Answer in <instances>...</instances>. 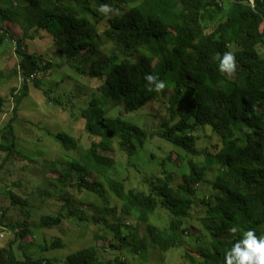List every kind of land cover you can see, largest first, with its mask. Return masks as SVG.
<instances>
[{
	"label": "trees",
	"instance_id": "16d2710c",
	"mask_svg": "<svg viewBox=\"0 0 264 264\" xmlns=\"http://www.w3.org/2000/svg\"><path fill=\"white\" fill-rule=\"evenodd\" d=\"M3 1L0 27L6 31L2 20L17 25L14 38L19 67L13 68V74L21 78L17 89L10 88L12 115L0 132L3 160H8L14 150L12 125L18 103L28 94L30 85L40 87L36 78L41 70V56L25 49L34 33L40 29L49 32L57 50L82 73L78 63L82 50L87 51L89 58L97 56L103 43L101 36L113 38L114 49L85 72L103 79L105 86L100 96H92L79 110L84 130L96 141H91L80 158L68 160L64 171L77 176L70 186L103 198L106 184L127 219L146 222V232L124 233L119 223L109 225L101 215L93 218L100 222V229H110L104 248L119 251L106 261L94 245L68 254L63 261L33 257L24 246L20 255L10 246H0V264H123L121 257L125 251L143 255L149 248L166 252L181 245L184 235L196 227L195 221L207 230L210 248L200 249L198 259H191V264H223L225 253L243 231L251 229L257 237H264V54L259 49L264 46V0H95L98 8L108 4L119 9V13L107 17L103 30L99 22L104 15L97 19L89 0ZM231 45H236L232 53L237 67L233 75L227 76L218 71L214 57L222 56ZM108 64L110 67L104 72ZM49 66L50 62L46 63L43 71ZM146 74L163 80L165 89L149 92ZM167 88L180 97H188V109H175L179 99L170 100L169 120L153 132L105 113L108 100L123 105L124 111H135L164 94ZM50 92L43 90L49 102L63 104ZM4 102L0 94V110ZM204 125L220 137L216 151L195 149L192 132ZM156 134L187 154L201 155L204 161H187L188 174L179 184V192L174 193L161 176H155L144 192L126 188L122 180L108 175L113 160L104 151L112 150L118 143L127 156H132L148 137ZM54 135L64 148L77 146L75 138L65 131H56ZM6 136L11 138L9 145L4 144ZM205 161L215 165L213 179L206 182L211 192L199 199L198 207H191L196 184L207 173ZM58 179L65 181L66 177L59 175ZM64 193L62 208L67 211L42 216V226L52 227L65 218L81 222L91 219L81 205L72 201L67 190ZM0 209V223H4L5 210L2 206ZM155 209L157 219L149 222ZM163 211L167 217L161 216ZM185 220H191L192 227H184ZM16 225L19 235L26 233V220ZM232 226L242 231L232 235ZM61 246L59 240H54L40 247L44 251Z\"/></svg>",
	"mask_w": 264,
	"mask_h": 264
},
{
	"label": "rangeland",
	"instance_id": "374dc122",
	"mask_svg": "<svg viewBox=\"0 0 264 264\" xmlns=\"http://www.w3.org/2000/svg\"><path fill=\"white\" fill-rule=\"evenodd\" d=\"M89 1L97 12L98 19L101 13L97 11V3L95 0ZM3 6L4 1L0 0V7ZM107 17L104 16L99 22L102 30L107 26ZM4 33L0 37V94L5 99L0 110V132L4 130L3 123L12 115L10 88L17 89L21 82L20 76L13 74V68L19 67L17 43L14 38L17 34L7 30ZM101 39L103 43L97 56L89 58L87 51L82 50L78 63L84 73L71 66L72 60H67L65 55L57 50L52 35L44 29L35 32L32 39L26 42L27 52L41 56V70L37 71L36 78L40 87L30 85L28 94L18 103L12 125L15 135L14 150L8 160H3L5 151L0 150V207L5 210L4 223H1L5 228L0 229L4 236L0 238V246L12 247L17 255H20L25 247L31 251L33 257H53L63 261L68 254L94 245L98 248L101 258L106 261L119 251L112 252L108 247L104 248L107 244L106 238L110 236V229H100V222L93 218L101 215H104L109 225L119 223L124 233L131 231L142 234L141 232L145 231L146 222L132 217L127 219L106 184V198H103L85 189L70 186L69 184L77 181V176L64 171L68 160L73 157L80 158L91 141H96L94 136L84 130L79 110L87 105L92 96L98 97L105 90L103 79L85 73L89 71L91 64L101 62L105 55L114 49L113 38L102 35ZM235 47L236 45L229 46L227 52H232ZM259 49L263 55L264 46ZM49 62L50 66L43 71ZM109 67L108 64L104 72L108 71ZM48 89L50 94L60 98L63 104L49 102L43 93V90ZM175 99H179L175 109H188V97H180L167 88L164 94L138 110L124 111L123 105H115L109 100L105 103L104 110L108 116L118 115L148 132H153L169 120V101ZM56 131H65L72 135L77 146L64 148L55 138ZM192 134L195 149L200 152H213L220 146V137L213 135L207 125L196 127ZM10 142V136H6L4 144L9 145ZM104 153L113 160V168L107 172L109 176L122 180L126 188L144 192L149 190L150 182L155 176L163 177L174 193L179 192V184L184 182L188 174L187 161L202 160L201 155L187 154L181 147L157 134L148 137L144 145L132 156H127L118 147V143L113 145L112 150ZM205 163L207 173L203 180L196 184L195 196L192 198L194 203L191 207H198L199 199L211 192V186L206 182L213 179L215 165L212 162ZM59 175L66 177V180H59ZM66 190L72 195V201L81 205L91 219L81 222L65 218L60 224L52 227L42 226V216L55 215L60 210L62 213L67 211V208H62L64 200L61 197L65 195ZM157 212L155 209L154 213L149 215V222L152 219L156 221ZM163 212L161 216L165 217L166 213ZM24 220L27 223L26 233L19 235L16 224ZM12 225L15 229H11ZM195 225L196 227H192L184 235L181 245L166 252L149 248L143 255L125 251L121 257L123 264H191V259H198L200 249L210 248L207 230L199 221H195ZM199 230L202 233L198 234ZM100 235L103 238H98ZM54 240H59L62 246L41 250L40 246Z\"/></svg>",
	"mask_w": 264,
	"mask_h": 264
},
{
	"label": "clouds",
	"instance_id": "9594fccd",
	"mask_svg": "<svg viewBox=\"0 0 264 264\" xmlns=\"http://www.w3.org/2000/svg\"><path fill=\"white\" fill-rule=\"evenodd\" d=\"M97 11L106 17L109 14L118 12L117 9H114L108 4H101ZM214 59L218 61L217 67L221 74L231 76L235 73L237 64L234 53L225 52L222 56L217 54ZM145 80L149 92L154 91L159 93L166 87L165 82L160 80L156 75L146 74ZM241 231L236 226L229 228V233L232 235ZM223 264H264V237H257L251 229L243 231L241 238L225 253Z\"/></svg>",
	"mask_w": 264,
	"mask_h": 264
},
{
	"label": "crops",
	"instance_id": "0c3cea01",
	"mask_svg": "<svg viewBox=\"0 0 264 264\" xmlns=\"http://www.w3.org/2000/svg\"><path fill=\"white\" fill-rule=\"evenodd\" d=\"M5 29L7 31H10L11 33L15 32L17 33V25L12 23L11 21L9 20H2V23H1Z\"/></svg>",
	"mask_w": 264,
	"mask_h": 264
},
{
	"label": "built area",
	"instance_id": "2783aa9c",
	"mask_svg": "<svg viewBox=\"0 0 264 264\" xmlns=\"http://www.w3.org/2000/svg\"><path fill=\"white\" fill-rule=\"evenodd\" d=\"M0 30H2V34L1 35H3L4 34V30L0 27ZM0 35V36H1ZM5 227L0 223V229H4ZM4 236V234H3V232L2 231H0V238H2Z\"/></svg>",
	"mask_w": 264,
	"mask_h": 264
},
{
	"label": "bare ground",
	"instance_id": "6f19581e",
	"mask_svg": "<svg viewBox=\"0 0 264 264\" xmlns=\"http://www.w3.org/2000/svg\"><path fill=\"white\" fill-rule=\"evenodd\" d=\"M183 226L184 227H189V228L192 227L191 220H185Z\"/></svg>",
	"mask_w": 264,
	"mask_h": 264
}]
</instances>
